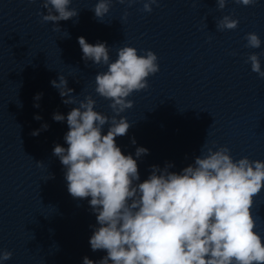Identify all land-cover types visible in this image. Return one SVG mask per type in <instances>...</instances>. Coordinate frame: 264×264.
Wrapping results in <instances>:
<instances>
[{"label": "clouds", "instance_id": "clouds-1", "mask_svg": "<svg viewBox=\"0 0 264 264\" xmlns=\"http://www.w3.org/2000/svg\"><path fill=\"white\" fill-rule=\"evenodd\" d=\"M113 0H97L92 11L103 21ZM131 7L137 0H118ZM217 10H223L229 0H215ZM242 6H254L258 0H233ZM72 0H42L47 14L38 13L41 22H53L78 17L71 8ZM159 0H144L142 11L150 13ZM128 12L125 11L123 19ZM216 22L218 31L235 30L239 20L225 15ZM245 47L258 49L261 39L255 32L247 33ZM78 43L82 59L96 65H106L107 71L95 75V93L109 100L114 113L109 117L94 110L96 100L87 95L77 102L71 95L67 79L60 75L51 85L59 91L65 105H77L65 117L53 114V120L66 119L67 148L57 144L53 155L65 168L68 193L74 199L90 197L89 204L96 215L98 227L89 243L92 251H106L99 261L88 257L83 264H264V238L254 231L256 221L251 209L254 197L264 188V161L243 157L234 160L228 146L196 156L194 163L181 172H170L171 165L160 169L151 166V174L140 180L137 160L124 155L116 138L124 136L132 126L125 110L133 107L128 97L149 87L148 78L159 72L157 55L147 50L138 54L136 48L118 49L117 59L110 61L106 42L90 44L81 36ZM250 53L246 63L251 71L264 78L260 56ZM42 93L35 100L42 98ZM39 107V104H35ZM119 117V119H117ZM36 120L42 119L39 115ZM109 125L107 134L103 133ZM49 126L32 132L39 135ZM135 144V139H132ZM206 145L202 146L205 147ZM137 147V158L148 154ZM51 178V177H49ZM13 253L0 250V261L10 260Z\"/></svg>", "mask_w": 264, "mask_h": 264}]
</instances>
